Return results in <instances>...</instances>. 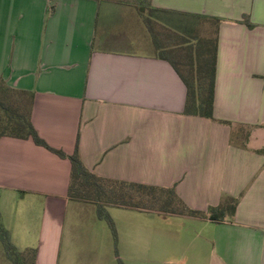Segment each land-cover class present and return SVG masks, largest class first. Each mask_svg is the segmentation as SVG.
<instances>
[{
	"label": "crops",
	"instance_id": "1",
	"mask_svg": "<svg viewBox=\"0 0 264 264\" xmlns=\"http://www.w3.org/2000/svg\"><path fill=\"white\" fill-rule=\"evenodd\" d=\"M152 5L183 35L216 25L214 120L184 115L179 73L138 13L109 0H0V83L32 94L40 137L67 155L78 143L94 174L174 187L204 213L229 195L235 215L109 207L115 239L95 204L69 199L70 160L4 137L3 225L35 264H264V0Z\"/></svg>",
	"mask_w": 264,
	"mask_h": 264
},
{
	"label": "trees",
	"instance_id": "2",
	"mask_svg": "<svg viewBox=\"0 0 264 264\" xmlns=\"http://www.w3.org/2000/svg\"><path fill=\"white\" fill-rule=\"evenodd\" d=\"M119 3L133 2L146 24L160 58L165 59L179 73L187 87L184 115L214 120V94L217 66V39L188 37L160 24L155 17L157 9L152 0H109ZM246 24L252 25L245 17ZM218 23L220 22L217 21ZM162 36H165L162 38ZM167 42V44L165 43ZM178 57V58H177ZM14 95L18 96L14 100ZM33 95L16 91L0 83V139L16 137L31 138L62 159L71 162L68 197L70 200L92 203L97 206L98 217L106 220L114 233L113 222L107 212L109 207L162 214H176L208 218L212 221L232 219L239 199L224 195L218 206L210 207L206 213L190 209L178 196L176 189L151 186L100 177L83 163L76 145L75 152H65L51 147L37 132L32 122ZM0 243L12 264H35L36 250L19 251L11 242L10 234L3 225L0 212ZM120 264H123L119 260Z\"/></svg>",
	"mask_w": 264,
	"mask_h": 264
},
{
	"label": "rangeland",
	"instance_id": "3",
	"mask_svg": "<svg viewBox=\"0 0 264 264\" xmlns=\"http://www.w3.org/2000/svg\"><path fill=\"white\" fill-rule=\"evenodd\" d=\"M132 1V0H131ZM122 3L125 4L129 7H132L131 9L138 13V16L140 19L144 22L143 18L141 17L140 13L138 12V9L136 8L134 3ZM145 24V23H144ZM186 36L188 37H198L200 39H209L211 41L215 40L216 37V25L214 23H207V22H201L199 26L191 31L190 33H185ZM165 36H162L164 38ZM167 44V42H165ZM168 45V44H167ZM178 58V57H177ZM18 96L14 95V100H17ZM2 255L0 256V264H12L9 258L6 255L4 247L2 248Z\"/></svg>",
	"mask_w": 264,
	"mask_h": 264
}]
</instances>
